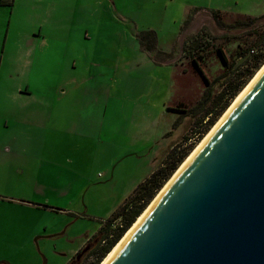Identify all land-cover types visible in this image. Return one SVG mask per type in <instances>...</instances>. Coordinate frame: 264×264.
<instances>
[{
    "label": "rangeland",
    "instance_id": "obj_1",
    "mask_svg": "<svg viewBox=\"0 0 264 264\" xmlns=\"http://www.w3.org/2000/svg\"><path fill=\"white\" fill-rule=\"evenodd\" d=\"M8 2L11 18L16 0ZM54 16L50 54L24 46L22 19L0 27L3 78L30 88L22 102H40L31 130L25 109L11 127L21 183L0 163V195L37 206L24 213L23 247L1 248L0 264H91L102 226L171 153L188 148L190 156L230 108L236 98L199 138L241 52L264 34V19L247 24L264 16V0H55ZM145 31L157 33L155 52L141 46ZM157 52L165 57L156 61Z\"/></svg>",
    "mask_w": 264,
    "mask_h": 264
},
{
    "label": "water",
    "instance_id": "obj_2",
    "mask_svg": "<svg viewBox=\"0 0 264 264\" xmlns=\"http://www.w3.org/2000/svg\"><path fill=\"white\" fill-rule=\"evenodd\" d=\"M107 264H264V72Z\"/></svg>",
    "mask_w": 264,
    "mask_h": 264
},
{
    "label": "crops",
    "instance_id": "obj_3",
    "mask_svg": "<svg viewBox=\"0 0 264 264\" xmlns=\"http://www.w3.org/2000/svg\"><path fill=\"white\" fill-rule=\"evenodd\" d=\"M19 0H16L13 11H11V18L8 15V6L2 3L0 0V27L6 26L7 20L11 21L16 18L22 19V24L26 25V30L23 33L22 42L28 50L33 53H38V49L48 52L51 28L56 27L54 22V5L55 0H28L23 7L20 6ZM117 7V4H114ZM194 5V4H193ZM18 7H21L20 9ZM12 23V22H11ZM55 34H61V32L53 31ZM4 32L0 31V69L5 66L7 60L5 52V43L2 42ZM41 45V48L38 45ZM4 47V51L1 53V48ZM50 56H54L53 54ZM7 85V82L3 78V73L0 71V163L5 164L2 168H6L11 172L12 179L18 177L21 183V177L23 175V165H18L14 169L11 165L17 164V159L22 157V148L19 145V132H13L11 129L14 126V122L23 123L20 121V115L27 110V120L30 126H26L29 130L37 124V118L32 112V108L40 106V102H22L23 95H30V88L23 89L22 87H13L11 83L7 85L8 89L1 88L3 85ZM20 100V105L16 104V100ZM49 101L41 102V105L49 106ZM19 115V117H18ZM17 126V125H16ZM15 126V127H16ZM38 126V125H37ZM35 128H38V127ZM14 127V128H15ZM32 127V128H31ZM33 131H31L33 137ZM10 165V166H7ZM11 185H16L15 182H10ZM25 199L11 195H0V249L6 248L8 245L11 248H22L24 241L22 236L23 232V219L25 215H29L32 209L37 206L24 201ZM29 200V199H28ZM36 211V210H35ZM22 245V246H21ZM20 246V247H19ZM2 263L4 261H1Z\"/></svg>",
    "mask_w": 264,
    "mask_h": 264
},
{
    "label": "trees",
    "instance_id": "obj_4",
    "mask_svg": "<svg viewBox=\"0 0 264 264\" xmlns=\"http://www.w3.org/2000/svg\"><path fill=\"white\" fill-rule=\"evenodd\" d=\"M2 3L5 5H13V3L8 2V0H2ZM215 15L219 17L221 12H216ZM247 19V24L249 26H255L261 19H264V16L260 18L247 17ZM140 43L145 51L155 52L158 45L157 33L154 31L142 32L140 35ZM252 51H254V53H252ZM220 53L222 54L223 52L220 50ZM163 56L165 57L164 53L157 52L154 59L156 60ZM240 57L243 59V62L237 68V75H234L235 80L229 82L221 94L215 98L212 107L207 110L205 114V120L207 119V121L199 138L204 137L209 132L218 119L229 108L233 100L237 98L257 72L264 66V34L257 37L254 44H252L247 51L241 52ZM222 58L224 62L227 63V59L224 55H222ZM193 62L199 71H201L197 58L194 59ZM189 150L190 149L186 148L180 151L175 150L171 153L167 162L141 183L121 210L102 226L98 233L99 237L97 236L99 241L90 253L91 256L94 255L95 257L91 264H100L110 251H112L169 182L173 174L176 173L179 167L185 162L190 154ZM86 261L87 260L81 264H87Z\"/></svg>",
    "mask_w": 264,
    "mask_h": 264
},
{
    "label": "bare ground",
    "instance_id": "obj_5",
    "mask_svg": "<svg viewBox=\"0 0 264 264\" xmlns=\"http://www.w3.org/2000/svg\"><path fill=\"white\" fill-rule=\"evenodd\" d=\"M264 72V66L257 72L255 77L251 80V82L244 88V90L238 95L230 108L225 112V114L221 117V119L217 122V124L212 128V130L206 135V137L200 142V144L196 147L193 153L185 160V162L180 166L177 172L173 175V177L169 180V182L164 186V188L160 191V193L156 196L154 201L150 204V206L144 211V213L136 220L135 224L127 231L124 237L120 240V242L115 246V248L108 254L102 264H107L115 251L120 247V245L125 241V239L131 234V232L135 229V227L141 222L147 212L150 210L152 205L156 200L163 194V192L167 189V187L171 184V182L176 178V176L180 173V171L187 165V163L194 157L199 148L204 144V142L208 139V137L212 134V132L216 129V127L222 122V120L227 116V114L234 108V106L242 99V97L249 91V89L253 86V84L258 80V78Z\"/></svg>",
    "mask_w": 264,
    "mask_h": 264
},
{
    "label": "flooded vegetation",
    "instance_id": "obj_6",
    "mask_svg": "<svg viewBox=\"0 0 264 264\" xmlns=\"http://www.w3.org/2000/svg\"><path fill=\"white\" fill-rule=\"evenodd\" d=\"M88 251H90V249L89 250H87V251H85L82 255H84V254H86V252H88Z\"/></svg>",
    "mask_w": 264,
    "mask_h": 264
},
{
    "label": "built area",
    "instance_id": "obj_7",
    "mask_svg": "<svg viewBox=\"0 0 264 264\" xmlns=\"http://www.w3.org/2000/svg\"><path fill=\"white\" fill-rule=\"evenodd\" d=\"M252 53H254V51H252Z\"/></svg>",
    "mask_w": 264,
    "mask_h": 264
}]
</instances>
